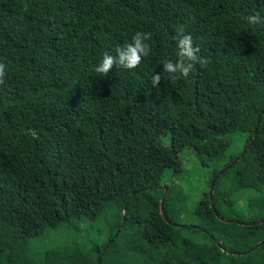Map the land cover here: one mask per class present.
Returning <instances> with one entry per match:
<instances>
[{"label": "trees", "instance_id": "1", "mask_svg": "<svg viewBox=\"0 0 264 264\" xmlns=\"http://www.w3.org/2000/svg\"><path fill=\"white\" fill-rule=\"evenodd\" d=\"M256 12L264 0H0V264H264ZM179 28L208 63L170 79ZM137 31L152 36L138 67L94 71ZM185 149L211 168L194 201L165 179Z\"/></svg>", "mask_w": 264, "mask_h": 264}, {"label": "clouds", "instance_id": "2", "mask_svg": "<svg viewBox=\"0 0 264 264\" xmlns=\"http://www.w3.org/2000/svg\"><path fill=\"white\" fill-rule=\"evenodd\" d=\"M249 24H259L264 22V16L259 12H256L247 17ZM152 39V36L148 32L137 31L131 37V42L125 43L123 46H117L115 48V55H111L105 52L102 55L101 60L94 67L96 73L101 74L100 76H107L110 70L119 66L124 69H134L141 63L143 57H147L151 51L150 45L146 42ZM177 46V57L176 61L165 59L162 67L163 72L169 74L170 79H177L178 75L187 76L196 64L201 67L207 65V58L198 55L199 48L194 46L193 40L190 34H185L183 28H179L174 37ZM6 65L0 63V84L4 83V77ZM162 77L160 73L153 72L151 77V85L158 87ZM33 138L38 139V135L35 130H29Z\"/></svg>", "mask_w": 264, "mask_h": 264}, {"label": "rangeland", "instance_id": "3", "mask_svg": "<svg viewBox=\"0 0 264 264\" xmlns=\"http://www.w3.org/2000/svg\"><path fill=\"white\" fill-rule=\"evenodd\" d=\"M227 137L231 141L229 153L239 152L244 145L239 133H229ZM180 157L182 158L184 163L183 170L181 172L172 173L167 171L165 173V179L167 181H175L181 183L186 188L188 193L191 194V197H193L194 201L195 199H198L201 188L207 189L205 182L209 178L211 168L204 166L190 149H185L183 152H181ZM191 202L192 201H190L189 203L190 206ZM86 228L90 230L93 236H96V225L93 228H90L89 225H86ZM53 237H57V240L63 243V241L65 240V232L55 234ZM257 253L260 256H264V249L258 251Z\"/></svg>", "mask_w": 264, "mask_h": 264}, {"label": "water", "instance_id": "4", "mask_svg": "<svg viewBox=\"0 0 264 264\" xmlns=\"http://www.w3.org/2000/svg\"><path fill=\"white\" fill-rule=\"evenodd\" d=\"M261 114L264 115V109L261 111ZM260 119L257 120V123H259ZM256 132H257V127L254 129L253 131V138L252 140L255 138L256 136ZM252 140L250 142H252ZM239 160V157H236L233 161L232 164H234L235 162H237ZM232 164H229L226 166V169L230 168ZM222 173V171H219L216 175L215 178H217L220 174ZM213 185H214V180L211 182V185L209 187V199L212 200V191H213ZM167 190V186H165V191ZM163 199H164V195L161 197L160 199V212L161 214L165 217L164 211H163ZM212 205V203H211ZM217 216L220 218V216L217 214ZM223 220H227V219H223ZM228 221H232V220H228ZM262 242H259V244Z\"/></svg>", "mask_w": 264, "mask_h": 264}]
</instances>
